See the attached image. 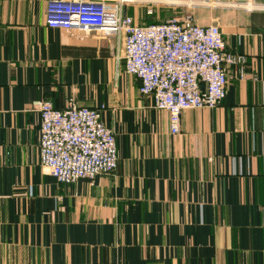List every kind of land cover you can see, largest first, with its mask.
Here are the masks:
<instances>
[{
	"label": "crops",
	"instance_id": "1",
	"mask_svg": "<svg viewBox=\"0 0 264 264\" xmlns=\"http://www.w3.org/2000/svg\"><path fill=\"white\" fill-rule=\"evenodd\" d=\"M199 1L221 3L188 11L247 57L245 77L230 69L222 104L184 111L172 135L123 37L51 29L47 0H0V264H264V0ZM69 99L115 132L113 176L65 185L42 167L32 105Z\"/></svg>",
	"mask_w": 264,
	"mask_h": 264
},
{
	"label": "built area",
	"instance_id": "2",
	"mask_svg": "<svg viewBox=\"0 0 264 264\" xmlns=\"http://www.w3.org/2000/svg\"><path fill=\"white\" fill-rule=\"evenodd\" d=\"M143 5L146 15L157 8L208 7L199 0H47L45 23L51 29L123 37L124 69L140 81L141 96L169 114L172 135L181 133L184 111L215 109L226 97L229 70L245 77L247 57L227 50L217 25L203 27L192 16H175L161 23L139 24L127 9ZM260 8L257 4L247 5ZM41 116L40 160L58 183L113 176L118 168L115 132L98 109L81 107L74 99L64 109L49 101L32 105Z\"/></svg>",
	"mask_w": 264,
	"mask_h": 264
},
{
	"label": "rangeland",
	"instance_id": "3",
	"mask_svg": "<svg viewBox=\"0 0 264 264\" xmlns=\"http://www.w3.org/2000/svg\"><path fill=\"white\" fill-rule=\"evenodd\" d=\"M142 6L143 5H139V4L132 6V7H138L136 9H137L138 17L140 19H137V21L140 24L143 22L145 24L161 23V22H165V21H167L170 18L175 17V16H185V15L190 14L188 9L184 8V7L165 6V7H161L159 9L155 10V14L153 16H147L146 15V8H145V6H143L144 7V10H143V9H141ZM174 8H175V10H174ZM158 10H161V13H158L157 12ZM178 14H181V15H178ZM141 18H143V19H141Z\"/></svg>",
	"mask_w": 264,
	"mask_h": 264
}]
</instances>
